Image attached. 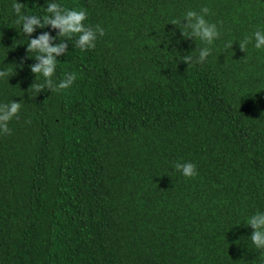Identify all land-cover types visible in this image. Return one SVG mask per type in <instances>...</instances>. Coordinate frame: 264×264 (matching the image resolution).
I'll use <instances>...</instances> for the list:
<instances>
[{"label":"trees","instance_id":"1","mask_svg":"<svg viewBox=\"0 0 264 264\" xmlns=\"http://www.w3.org/2000/svg\"><path fill=\"white\" fill-rule=\"evenodd\" d=\"M18 2L46 14L48 0ZM56 2L106 35L58 57L53 79L76 73L71 88L29 92V39L57 32L28 37L0 0V104L22 105L0 133V264H264L246 226L264 212V0ZM205 6L211 46L170 24ZM197 44L211 55L188 67Z\"/></svg>","mask_w":264,"mask_h":264},{"label":"clouds","instance_id":"2","mask_svg":"<svg viewBox=\"0 0 264 264\" xmlns=\"http://www.w3.org/2000/svg\"><path fill=\"white\" fill-rule=\"evenodd\" d=\"M12 10L17 17L16 23L22 25V31L31 37L37 28L44 29L51 27L57 32V36H52L49 32H43L37 38L29 39L27 44V54L21 58L20 65L28 59H35L36 63L30 66V71L36 76V81L29 88V92H44L45 89L51 93L67 90L72 87L77 79L76 73H66L64 78L58 83L53 79L58 57L68 55V42L74 37V47L81 51L95 49L98 37L106 35L105 29L99 24L92 27L86 25L88 12L86 9H68L62 7L56 0H48L46 6L41 8L46 13L43 16L27 15L22 10L25 5L13 0ZM209 7L205 6L199 12L189 9L181 18H173L170 24L180 29L181 35L187 40H199L206 45H213L214 41L221 36L216 23H210L205 17L211 15ZM186 21V23H185ZM255 40L254 47L264 49V30H256L253 33ZM253 37H246L239 42L242 52L247 53L248 45L252 43ZM59 40L60 43H56ZM226 48L233 47L231 42L225 45ZM211 55V47H199L191 54L182 56V62L188 67L196 64L203 65ZM246 59V58H245ZM9 76L8 70H0V79ZM44 78L43 83H37L39 77ZM21 102L12 101L0 104V133L11 135L9 123L13 119H18L21 111ZM173 167L187 179H194L197 175L196 165L190 162H176ZM254 231L250 240L259 250L264 251V212H256L247 219V225Z\"/></svg>","mask_w":264,"mask_h":264}]
</instances>
